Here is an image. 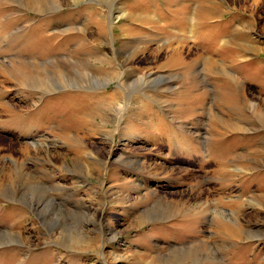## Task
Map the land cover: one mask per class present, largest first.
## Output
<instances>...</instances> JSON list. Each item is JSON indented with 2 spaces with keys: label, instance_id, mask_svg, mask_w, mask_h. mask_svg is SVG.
Returning a JSON list of instances; mask_svg holds the SVG:
<instances>
[{
  "label": "rangeland",
  "instance_id": "obj_1",
  "mask_svg": "<svg viewBox=\"0 0 264 264\" xmlns=\"http://www.w3.org/2000/svg\"><path fill=\"white\" fill-rule=\"evenodd\" d=\"M0 105V264H264V0H0Z\"/></svg>",
  "mask_w": 264,
  "mask_h": 264
},
{
  "label": "bare ground",
  "instance_id": "obj_2",
  "mask_svg": "<svg viewBox=\"0 0 264 264\" xmlns=\"http://www.w3.org/2000/svg\"><path fill=\"white\" fill-rule=\"evenodd\" d=\"M106 21V20H105ZM114 23V22H113ZM38 41V40H37ZM41 43V42H40ZM31 47H34V46H32L31 44H29ZM55 47L54 46H52V45H50V44H46V47H43V46H38L37 47V44H36V49H35V51H37V55L39 56V54H40V52H42L43 54H45V53H50L53 49H54ZM28 49V48H27ZM30 50V49H29ZM31 50H32V48H31ZM57 51H59L60 52V50H58V47H56L55 49H54V54L57 52ZM62 51V50H61ZM32 52H33V50H32ZM31 52V53H32ZM41 53V54H42ZM52 53V52H51ZM34 55H36L35 53H33ZM48 55V54H47ZM44 56V55H43ZM55 56H57L56 54H55ZM58 56H60V55H58ZM41 57V56H40ZM45 58V57H44ZM47 58H49V56H47ZM56 58V57H55ZM49 60V59H48ZM54 61V60H53ZM48 62V61H47ZM51 63V62H50ZM75 63V62H74ZM42 69H44V71H46L47 70V68H42ZM77 69V68H76ZM78 72V71H77ZM66 74V73H65ZM25 75V73H23L22 72V74H20V73H18L17 74V76L16 75H14L13 74V77H14V79L15 80H17V81H19L20 80V82L21 83H23L24 85H29V84H34V83H36V82H40V81H45V77H41L40 76V74H37V75H29V76H27V77H25L24 76ZM18 76H21V77H18ZM24 76V77H23ZM53 76V75H52ZM18 77V78H17ZM23 77V78H22ZM49 78V77H48ZM54 78V77H53ZM22 79V80H21ZM68 79V78H67ZM88 79V78H87ZM49 80V79H48ZM52 81V80H51ZM41 84H45V82L43 83V82H41L40 83V85ZM23 85V86H24ZM44 89V88H43ZM7 92V91H6ZM36 94V93H35ZM39 98V97H38ZM102 99V98H101ZM34 101H36V99L34 100ZM37 101H38V99H37ZM36 101V102H37ZM61 102H59L58 101V99H56L55 98V100H52V101H50V100H48V101H46V102H44V104H43V106L41 107V108H39V109H36V112H34V113H36L38 116H40V117H46L47 116V114H49L46 118H47V120H52V119H54V117H57L56 116V114H57V111L59 110V109H63V110H65V114L63 115V117H62V122L64 123V124H68V125H73L74 124V119L72 118V116H73V114H72V110H73V102H74V100H72V101H69V102H65V100L63 99V100H60ZM112 106L114 105L113 103H110ZM110 104H107V106H110ZM1 105H2V108H3V112H7V114H9V116H11V118H10V120L9 121H7V120H5V121H3V122H5L4 123V125L5 126H9L10 124H14V126L15 127H17V128H19L23 133H26V132H28V131H30V129L31 128H29L28 126V124H31L30 122H31V120H29V117H26L27 119L25 120V121H23V120H21V119H17V118H21V116L19 115V117H17V114H20L19 112L20 111H17V109L12 105V104H10V103H7V102H3V103H1ZM0 105V106H1ZM52 107L54 108V109H52ZM114 107V106H113ZM110 108H111V106H110ZM116 108V107H115ZM114 108V109H115ZM1 109V108H0ZM44 109H45V111H44ZM50 110V112L48 113V111H46V110ZM112 109V108H111ZM255 109V108H254ZM69 110V111H68ZM113 110V109H112ZM46 112V113H45ZM34 113H32L33 115H35ZM12 114V115H11ZM253 114H254V119L255 120H257V122L258 123H260V124H262V126H264V111L263 110H260L259 108H258V106L256 107V109H255V111H253ZM37 115H35V116H37ZM31 117H33V116H31ZM59 117V116H58ZM33 120V119H32ZM19 122L21 123V125L20 126H18V124H19ZM48 122V121H47ZM46 122V124H48ZM33 124V123H32ZM36 125V124H35ZM35 125H34V127H35ZM38 125V124H37ZM37 125H36V127H37ZM42 125V124H41ZM32 127V126H31ZM40 128V127H39ZM27 145V144H26ZM35 146V145H34ZM36 148V147H35ZM40 148V147H39ZM92 155V154H91ZM15 162V161H14ZM15 163H17V162H15ZM77 163H79L78 162V159H76V160H74V163L73 164H75L74 166H77L78 164ZM18 165V164H17ZM11 168V167H10ZM12 169V168H11ZM14 169V168H13ZM19 170V171H18ZM22 170V169H21ZM10 172L11 173H13V174H11V175H13L12 176V178H14V176H17L16 174H18L19 175V173H20V169L19 168H15V170L14 171H12V170H8V176L10 175ZM23 172V171H22ZM5 173H7V171L5 170ZM260 181L262 182V184H264V174L261 176V179H260ZM235 205H237L238 207H240V202L238 201ZM218 222L221 224V225H225L224 227L226 228V225H228L227 224V222L225 221V220H222V219H220V220H218ZM234 227V226H233ZM232 229H234V228H232ZM240 231V230H239ZM241 232V231H240ZM244 232V231H243ZM236 233H238V231L236 232ZM239 234V233H238ZM237 235V234H236Z\"/></svg>",
  "mask_w": 264,
  "mask_h": 264
}]
</instances>
